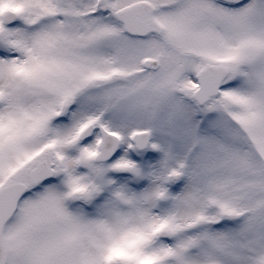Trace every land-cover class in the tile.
<instances>
[{
	"label": "snow or ice",
	"instance_id": "obj_1",
	"mask_svg": "<svg viewBox=\"0 0 264 264\" xmlns=\"http://www.w3.org/2000/svg\"><path fill=\"white\" fill-rule=\"evenodd\" d=\"M0 264H264V0H0Z\"/></svg>",
	"mask_w": 264,
	"mask_h": 264
}]
</instances>
